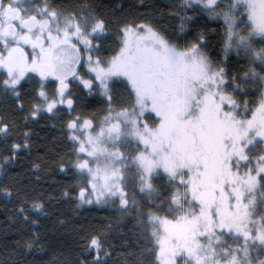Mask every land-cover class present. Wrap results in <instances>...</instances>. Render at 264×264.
Wrapping results in <instances>:
<instances>
[{
    "label": "snow or ice",
    "instance_id": "snow-or-ice-1",
    "mask_svg": "<svg viewBox=\"0 0 264 264\" xmlns=\"http://www.w3.org/2000/svg\"><path fill=\"white\" fill-rule=\"evenodd\" d=\"M172 9L169 30L147 5L137 17L95 0H0V175L31 158L33 124L58 121L56 155L29 171L39 180L51 160L69 181L57 200L112 217L81 226L69 264L117 251L118 264H264V0ZM205 16L222 26V57L197 30ZM0 196L25 222L47 215L24 181Z\"/></svg>",
    "mask_w": 264,
    "mask_h": 264
},
{
    "label": "trees",
    "instance_id": "trees-1",
    "mask_svg": "<svg viewBox=\"0 0 264 264\" xmlns=\"http://www.w3.org/2000/svg\"><path fill=\"white\" fill-rule=\"evenodd\" d=\"M181 0H144V5L140 0H95L106 14H110L118 5H124L125 15L129 13L139 17L145 5L157 13L158 19L164 27L169 30L173 26H178V20L170 18L174 4ZM192 13L189 12V15ZM198 21V31H207L211 41L209 51L222 57L219 48L218 31H222V26L218 27V21L208 17H196ZM188 31H192V25L187 26ZM231 70L236 73L242 71V62H237L236 57H230ZM48 120L33 124L32 127V155L31 158L25 154L18 158L16 166L9 170L8 175H0V184L14 186L17 181H24L30 192L42 193L45 199V211L47 215L37 212L30 213V220H36L32 224L25 222L15 214L18 201L6 200L0 196V264H69L77 253V233L81 226L91 227L97 221L111 220L108 215L110 210L104 208H84L77 209L73 203L57 200L61 190L65 188L69 181L64 174L60 173L51 160L45 170L41 172L40 179L29 171L31 160L36 159L40 154L47 153L49 157L56 155L59 148L60 129L49 125ZM20 127L23 128L21 122ZM17 139L22 136L17 133ZM51 197V199H49ZM64 220L65 223H60ZM131 226H129L130 229ZM125 229L123 235L128 237L124 241H119L117 235L116 247L119 249L120 243H129L133 239L130 230ZM33 233L40 236L41 243L35 245L32 250L23 247V241L28 239ZM123 253H114L111 264H118Z\"/></svg>",
    "mask_w": 264,
    "mask_h": 264
},
{
    "label": "rangeland",
    "instance_id": "rangeland-1",
    "mask_svg": "<svg viewBox=\"0 0 264 264\" xmlns=\"http://www.w3.org/2000/svg\"><path fill=\"white\" fill-rule=\"evenodd\" d=\"M85 106L87 107L86 102H85ZM90 111H94L95 114L99 115V113L101 111V107L99 105H93V106H91ZM48 121L50 122V124H49L50 126L55 127V128L58 127L60 129V125H59L58 121H55V120H48ZM53 125H55V126H53ZM99 208L100 207H97V209H99Z\"/></svg>",
    "mask_w": 264,
    "mask_h": 264
}]
</instances>
